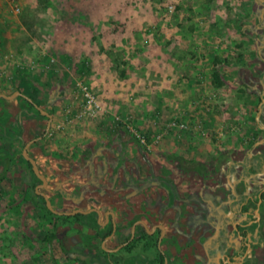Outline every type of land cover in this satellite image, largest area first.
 I'll return each instance as SVG.
<instances>
[{"label":"rangeland","instance_id":"obj_1","mask_svg":"<svg viewBox=\"0 0 264 264\" xmlns=\"http://www.w3.org/2000/svg\"><path fill=\"white\" fill-rule=\"evenodd\" d=\"M13 91L48 106L51 122L23 119L0 179V264H74L55 239L77 237L72 221L42 208L20 157L36 137L28 151L55 179L66 171L57 154L117 138L154 169L185 159L182 186L204 185L207 200L217 201L210 187L220 202L236 200L230 186L264 189V163L244 170L264 154V0H0V93ZM22 109L21 97L0 100L8 127ZM257 242L243 264H264V233ZM190 254L185 264H202Z\"/></svg>","mask_w":264,"mask_h":264},{"label":"flooded vegetation","instance_id":"obj_2","mask_svg":"<svg viewBox=\"0 0 264 264\" xmlns=\"http://www.w3.org/2000/svg\"><path fill=\"white\" fill-rule=\"evenodd\" d=\"M20 95L31 109L18 111L11 127L7 126V112L0 110L5 114V128L15 135V148L21 142L23 119H45V131L51 122L48 106L40 107ZM16 119L20 121V130L13 127ZM40 138L27 141L32 142L26 153L45 179L46 190L37 188L40 182L21 155L27 142L22 146L20 157L34 181L32 195L42 208L52 216L72 221L71 228L78 233L77 237L70 236L67 247L62 241V231L55 234V239L59 253L70 257L74 264H185L190 252L202 254L196 259L202 264H243L250 258L253 246L259 245L257 241L264 233L261 208L264 198H260L264 189L254 193L241 180L240 188L245 186L241 195L234 187L227 188L237 196L235 201H218V187H210L217 201L207 200V194L206 199L203 197L204 185L182 186L183 182L191 181L189 171L181 168L187 164L185 159L166 155L167 162L176 163L175 167L171 165L176 169L173 171L171 166L154 169L140 153L138 162L125 155L124 143L117 138L95 150L86 147L76 154H57L53 164L62 161L66 171L59 179L47 181V169L52 167L50 161L41 158L45 174L40 170L39 160L28 151ZM249 163L244 168L245 174L259 173L264 154L250 158ZM61 182L72 191H60ZM36 192L43 193L52 209L60 214L47 210L43 198ZM75 210L84 213L63 214ZM211 252L213 256L205 258L206 253Z\"/></svg>","mask_w":264,"mask_h":264},{"label":"trees","instance_id":"obj_3","mask_svg":"<svg viewBox=\"0 0 264 264\" xmlns=\"http://www.w3.org/2000/svg\"><path fill=\"white\" fill-rule=\"evenodd\" d=\"M120 76H123V71H120ZM212 83L215 87H220L222 82L220 81L218 75L213 73L212 75ZM5 114L0 113V140H7L4 141V144H0V165H2V170L0 173V179L5 174L7 164L12 158L13 154L16 152L15 144L13 143L15 135L5 128ZM13 127L18 130L21 129L20 121L16 119L13 123ZM261 199L264 198V192L260 196Z\"/></svg>","mask_w":264,"mask_h":264},{"label":"water","instance_id":"obj_4","mask_svg":"<svg viewBox=\"0 0 264 264\" xmlns=\"http://www.w3.org/2000/svg\"><path fill=\"white\" fill-rule=\"evenodd\" d=\"M17 96L22 97L18 91H13V93H11V94L8 95V96H6V95H4V94H0V98H2V99H6V100H10V99H12V98H14V97H17ZM25 99L28 100L27 98H25ZM28 101H29V100H28ZM34 107H35L36 109H38L39 113H41L42 115H45V116H47V117L49 118V115H47L44 111H41V110H40L39 108H37L36 106H34ZM47 127H48V123H47ZM31 142H32V141H29V142H27V143L24 145V147H23V149H22V152H21V155H22L23 159L29 163L33 175H34V176L36 177V179L40 182V185L37 186V188H40V189L46 190V181H45V179H44L41 175L38 174V170H37V168H36V165H35L34 161H33L32 159H30V158L27 156V153H26V148L28 147V145H29ZM37 188H36V189H37ZM36 194L39 195V196H41V197L43 198L47 210H49V211H50L51 213H53V214H57V215L60 214V213L55 212V211L52 209V207H51L49 201L46 199V197L44 196L43 193L36 192ZM75 213H82V214H83L84 212H81V211H79V210H75V211H72V212H69V213H63V214H64V215H73V214H75Z\"/></svg>","mask_w":264,"mask_h":264},{"label":"crops","instance_id":"obj_5","mask_svg":"<svg viewBox=\"0 0 264 264\" xmlns=\"http://www.w3.org/2000/svg\"><path fill=\"white\" fill-rule=\"evenodd\" d=\"M52 168V167H51ZM50 168V169H51ZM49 168L47 169V171H48V174L50 175L49 176V178H48V176L46 175V177H47V181H53V180H55V178H53V173H56L55 172V170H54V168H52V170H50ZM53 175V176H52ZM59 175V178L62 176V173L61 174H58ZM62 183V185L60 186V191H65V192H71L72 191V189H70L69 187H68V185H66L65 184V182H61ZM49 189V188H48Z\"/></svg>","mask_w":264,"mask_h":264},{"label":"built area","instance_id":"obj_6","mask_svg":"<svg viewBox=\"0 0 264 264\" xmlns=\"http://www.w3.org/2000/svg\"><path fill=\"white\" fill-rule=\"evenodd\" d=\"M17 11V9H15Z\"/></svg>","mask_w":264,"mask_h":264}]
</instances>
